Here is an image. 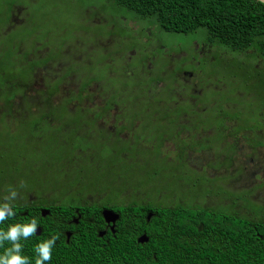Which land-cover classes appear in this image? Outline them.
<instances>
[{
  "label": "flooded vegetation",
  "instance_id": "obj_1",
  "mask_svg": "<svg viewBox=\"0 0 264 264\" xmlns=\"http://www.w3.org/2000/svg\"><path fill=\"white\" fill-rule=\"evenodd\" d=\"M46 14L32 9L31 16L10 2L0 11V192L25 183L14 211L37 219L36 235L51 217L60 240L105 251L127 231L138 244L154 231L167 232L171 242L176 217L188 211L203 221L207 213L219 221L243 215L264 221V95L248 88L257 79L264 92L260 58L206 37L167 47L138 19L100 11L80 16L89 26L72 31L70 40L57 32L58 21L47 29ZM78 48L86 58L74 55ZM114 77L119 87L109 81ZM148 123L158 129L153 135ZM15 124L25 137L11 145ZM192 152L199 154L190 159ZM126 162L132 169L122 184ZM156 162L171 175L165 185ZM166 209L171 228L155 230Z\"/></svg>",
  "mask_w": 264,
  "mask_h": 264
},
{
  "label": "trees",
  "instance_id": "obj_2",
  "mask_svg": "<svg viewBox=\"0 0 264 264\" xmlns=\"http://www.w3.org/2000/svg\"><path fill=\"white\" fill-rule=\"evenodd\" d=\"M117 7L141 18H153L165 31L191 33L206 29V40L232 52L255 55L264 63V3L258 0H109ZM7 72V75H10ZM2 202V200H0ZM17 214L0 224L25 223L30 219ZM32 215V212H30ZM161 213L153 228H171L168 210ZM54 214V211H53ZM52 214V215H53ZM207 213L205 220L188 211L176 217L174 236L167 242V232H149L150 240L138 244L134 236L111 240L99 250L83 240L66 243L58 239L49 264H264V221L239 216L219 221ZM48 217L40 235L22 240V255L33 259L34 245L56 234ZM164 235V239H161ZM6 243L4 247H8ZM174 248V252L170 250ZM3 252V248H0ZM155 252V253H151ZM108 253V254H104ZM101 259V260H100Z\"/></svg>",
  "mask_w": 264,
  "mask_h": 264
},
{
  "label": "rangeland",
  "instance_id": "obj_3",
  "mask_svg": "<svg viewBox=\"0 0 264 264\" xmlns=\"http://www.w3.org/2000/svg\"><path fill=\"white\" fill-rule=\"evenodd\" d=\"M6 2H10L13 5H21V6H25L26 7V12L28 10L29 15L32 16V9L35 10H39L40 8H44V10L47 11L46 14V23L48 28L50 29L53 24H55L56 21H58L57 25H56V30L58 31H65L69 37L70 40L73 39L74 34L72 33V31L76 30H83L84 27L89 26V25H84L83 21L81 20L80 16H83L85 19H88L90 17H94L95 16V12L100 11L101 15H123L126 16L127 18H135L138 19V22L143 25V26H150L152 31H155L156 36L160 39V41L162 42L163 45L170 47L171 45H175V43L177 44H181V45H186L189 41H191L192 39H197L198 41L202 38H205L206 36V29L205 28H199L196 29V31L191 32V33H177V32H170V31H165L163 29H161L156 22L153 20V18H141L138 15H136L134 12L127 10L126 8L123 7H117V8H113L112 3H106L105 0H0V11L2 10V8L4 7ZM86 16V17H85ZM3 17L0 16V19H2ZM112 19H116V21L118 22L117 18H113ZM125 23V22H124ZM122 22V24H124ZM129 25H132L134 27V22L132 20H128ZM104 27V25H101ZM99 27V26H98ZM105 29V28H104ZM128 30V29H127ZM120 32H123L124 34H126V29H120ZM77 40H80L81 42H83L85 45L89 42L88 40H90V37H86L85 35H78L77 37H75ZM87 41V42H86ZM132 41V39H130V42ZM129 43V42H126ZM73 42L70 43L71 46H73ZM68 48V47H67ZM69 49V48H68ZM159 53V52H158ZM81 54V55H79ZM74 55H79V59H83L87 57V51L85 49H76V52L74 53ZM227 55V54H226ZM91 56L92 57H96L97 53H95V51L91 52ZM73 57V56H71ZM228 58L230 57L227 56ZM69 60L71 62H73V60L71 58H69ZM95 64V62L93 63ZM97 68V67H96ZM98 70L99 75L101 76H105L104 71L101 69ZM226 70L230 71V68L227 67ZM224 77H222L220 79V81L222 80H227V76H229L227 73L223 74ZM110 82H113L117 87L120 86V84H118V78L114 77L112 79L109 80ZM228 83H230V81H227ZM124 83L121 84L124 85ZM128 85H131V81L128 80L127 81ZM230 87L233 86H238L237 82L235 83H230L228 84ZM248 88L251 91V95L255 96V95H264V92L261 91V85L260 82L257 81V79H251L248 82ZM131 87H128L127 89V93H131ZM247 101V102H243V101ZM2 101L0 99V106H4L2 104ZM237 104H242L243 106H253L251 100L248 99H242V98H237L236 100H234ZM17 105L22 106V102H20L19 98H17ZM155 111H158L157 108L154 109ZM159 112V111H158ZM152 113V111H151ZM160 115V112H159ZM28 123H31L33 121H35L34 117H30L27 119ZM253 120V119H252ZM254 120H256L254 118ZM15 122H17V119L15 120ZM21 125V124H20ZM4 130L6 128H3ZM148 129L151 132V134L153 135V132H157V127L154 126L152 123H148ZM139 130H136V133H138ZM149 135L148 137H152V135ZM25 135L23 133V131L18 127V125L15 124L14 127V133L13 135H10V142L11 145L13 143H15L17 140L22 141L24 139ZM21 143V142H19ZM170 144H163V147L167 148V154L169 156H172L174 153L173 151L169 150L172 147H170ZM191 157L190 159H192L196 154L199 153H195L192 152L191 153ZM121 163L123 164L124 161L123 159H118ZM156 169L158 170L157 172V179H164L163 184H167L168 182V178H170V174L167 171L166 168H162L161 165L163 164L162 162H156L154 163ZM132 169L131 163L130 162H126V164H124V167L122 168L121 172L119 173L123 183L125 184V178L127 179V177L129 176V170ZM155 177V176H153ZM97 178V177H96ZM4 195H6V193L4 192H0V198H2ZM45 195L51 196V194L46 193ZM2 200V199H0Z\"/></svg>",
  "mask_w": 264,
  "mask_h": 264
},
{
  "label": "clouds",
  "instance_id": "obj_4",
  "mask_svg": "<svg viewBox=\"0 0 264 264\" xmlns=\"http://www.w3.org/2000/svg\"><path fill=\"white\" fill-rule=\"evenodd\" d=\"M26 185L21 181L18 187L9 186L6 189V195L0 202V224L16 215L14 211V201L20 197L19 188H24ZM39 224L35 217L25 223L8 224L6 228H0V264H33V259L22 255L23 244L22 240H28L30 237L37 234ZM59 239L58 234L51 235L50 238L38 242L34 245V264H49L52 259V250L55 247L56 241ZM8 247H4L5 244Z\"/></svg>",
  "mask_w": 264,
  "mask_h": 264
},
{
  "label": "water",
  "instance_id": "obj_5",
  "mask_svg": "<svg viewBox=\"0 0 264 264\" xmlns=\"http://www.w3.org/2000/svg\"><path fill=\"white\" fill-rule=\"evenodd\" d=\"M258 1H261V2H263L264 3V0H258ZM39 228H38V230H37V234H39Z\"/></svg>",
  "mask_w": 264,
  "mask_h": 264
}]
</instances>
